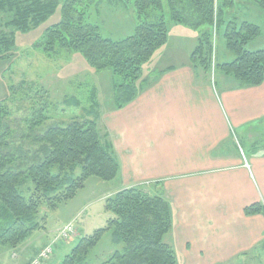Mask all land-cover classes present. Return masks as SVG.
Here are the masks:
<instances>
[{
  "label": "trees",
  "instance_id": "16d2710c",
  "mask_svg": "<svg viewBox=\"0 0 264 264\" xmlns=\"http://www.w3.org/2000/svg\"><path fill=\"white\" fill-rule=\"evenodd\" d=\"M128 1L135 10L136 21L133 33L127 38L114 41L101 35L99 26L87 20L85 11L91 0L88 4L86 0H65L60 8V19L45 28L41 38L33 44L51 60L58 59L62 52L75 54L93 72L110 71L118 77L115 110L131 103L143 90H138L136 83L168 39L162 0ZM222 1L223 7L232 4L230 0ZM250 1L264 11V0ZM166 3L171 21L189 23L196 29L205 26L206 29L198 33L190 63L195 68L206 67L204 55L211 47L210 32L215 24L214 0H166ZM82 5L85 8L80 10ZM57 8L52 1L0 0V12L12 14V19L3 26L22 34L47 22ZM180 13L188 16L181 18ZM222 14L219 26L223 25ZM260 33V27L249 22L226 25L225 48L234 55V60L220 68L242 87H256L264 82V50L248 49ZM14 46L13 34L8 37L0 34V61L6 59ZM4 102H0V248L15 249L42 228L40 222L42 224L45 217H39L41 208L55 211L60 204L72 200L90 177L103 182L114 180L119 166L110 143L101 139L97 128L99 116L93 111V121L50 126L37 140L42 160L24 173L16 172L11 167L12 155L4 153L7 148L5 133L1 132L6 127L1 124L7 115ZM45 112V108H40V122L45 121ZM26 182L30 187L25 195L22 187ZM105 209L110 216L106 227L82 238L61 264H90L87 255L108 230L111 243L122 248L104 264H178L173 249L164 242L172 228V209L162 196H152L139 188H126L110 198ZM243 213L264 216V207L256 203L246 207Z\"/></svg>",
  "mask_w": 264,
  "mask_h": 264
},
{
  "label": "rangeland",
  "instance_id": "374dc122",
  "mask_svg": "<svg viewBox=\"0 0 264 264\" xmlns=\"http://www.w3.org/2000/svg\"><path fill=\"white\" fill-rule=\"evenodd\" d=\"M43 1H52L58 8L47 22L28 33L22 34L12 27L3 26L12 19V14L0 12V34L7 37L13 34L15 39V46L6 54V59L0 61V102L5 101L3 106L7 113L1 122L6 127L1 132L5 133L7 142L4 153L12 155L11 167L21 173L42 160L40 143L37 140L52 125L93 121L94 111L99 116L97 128L101 139L103 142L108 141L104 138L107 133L102 123L106 115L115 110V84L120 80L110 71L93 72L78 55L62 52L58 59L51 60L33 47L39 37L41 38L43 30L60 19V8L65 2ZM87 1L85 4H88ZM162 1L168 32L167 43L143 70L136 83L138 90L148 85L151 77L157 78L169 72V69L190 66V57L197 46V38L206 29L205 26L196 29L189 23L171 21L166 0ZM230 1L232 4L227 8L222 6V0H214L215 24L210 32L211 47L209 50L205 48L206 67H193L194 75L210 83L214 90L228 88L229 85L242 87L220 68L234 60V55L225 48L223 35L227 23L249 22L259 26L260 36L248 45V49L264 50V11L254 1ZM79 8L83 10L85 7L82 5ZM85 12L88 14L87 20L99 26L101 35L106 39L118 41L133 33L135 10L128 0H91ZM220 14L223 18L221 26L218 25ZM152 15L157 17L156 14ZM179 16L183 18L188 15L180 13ZM224 78H227L226 83ZM10 88L14 91L11 92ZM42 107L46 111L45 121L40 122ZM237 133L238 159L245 166L248 163L251 165L253 178L264 177V123L254 126L250 135L241 136L240 132ZM76 174L79 175L80 170ZM29 185L26 182L22 187L25 195ZM160 188L152 186L148 191L143 190L152 196H162L164 191ZM123 189L119 178L103 182L90 177L72 200L60 204L55 211L41 208L39 217H45V221L42 224L40 222L42 228L15 249L1 247L0 264H32L37 257L31 258L33 244L36 245L35 249L45 246L43 250L51 246L52 254L40 264H61L82 238L106 227V221L110 217L105 209L106 202ZM68 225L73 227V233L66 239H57L59 231ZM171 241L170 232L164 242L172 247ZM121 248L122 246L117 247L111 243V231H105L86 260L90 264H104ZM175 255L177 263L180 264L178 253ZM227 264H264V254L257 249L245 259L232 260Z\"/></svg>",
  "mask_w": 264,
  "mask_h": 264
},
{
  "label": "crops",
  "instance_id": "0c3cea01",
  "mask_svg": "<svg viewBox=\"0 0 264 264\" xmlns=\"http://www.w3.org/2000/svg\"><path fill=\"white\" fill-rule=\"evenodd\" d=\"M168 71L104 118L116 178L124 189L162 186L172 209L170 247L180 264L264 254V216L243 213L256 203L264 207V177L253 178L236 152L237 132L250 135L264 123V82L214 90L191 65ZM35 247L31 258L45 246Z\"/></svg>",
  "mask_w": 264,
  "mask_h": 264
},
{
  "label": "built area",
  "instance_id": "2783aa9c",
  "mask_svg": "<svg viewBox=\"0 0 264 264\" xmlns=\"http://www.w3.org/2000/svg\"><path fill=\"white\" fill-rule=\"evenodd\" d=\"M72 233H73V227L71 225H68L59 231L57 239H66L69 237V234ZM51 253H52L51 246L45 248L41 253L38 254V256L34 259L32 264H40L47 257H49Z\"/></svg>",
  "mask_w": 264,
  "mask_h": 264
}]
</instances>
